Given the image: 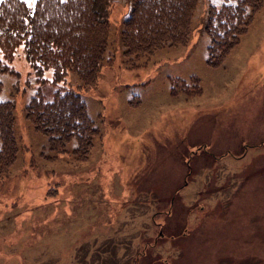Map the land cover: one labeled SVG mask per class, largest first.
<instances>
[{"label": "rangeland", "instance_id": "374dc122", "mask_svg": "<svg viewBox=\"0 0 264 264\" xmlns=\"http://www.w3.org/2000/svg\"><path fill=\"white\" fill-rule=\"evenodd\" d=\"M222 3L198 0L186 47L128 69L130 3L113 0L95 85L78 91L98 130L84 161L75 140L54 153L25 118L39 88L49 100L76 76L53 87L51 71L0 54L16 148L0 174V264H264V0L212 68L206 10Z\"/></svg>", "mask_w": 264, "mask_h": 264}, {"label": "trees", "instance_id": "16d2710c", "mask_svg": "<svg viewBox=\"0 0 264 264\" xmlns=\"http://www.w3.org/2000/svg\"><path fill=\"white\" fill-rule=\"evenodd\" d=\"M222 1L219 7L209 6L206 10L204 33L209 40L206 65L212 68L221 66L262 5V0ZM112 2L35 0L31 8L23 0L0 3V54L4 60L12 61L21 54L36 75L51 71L53 87L62 84L68 73L76 76L75 89L65 84L52 89L49 100L44 99L39 88L25 107V118L35 131L47 137L54 153H62L65 144L75 140L73 153L80 161L86 159L98 130L87 118L78 91H89L95 85L109 45ZM197 2L129 0L130 12L119 33L126 67H140L142 57L159 48L186 47ZM13 107L12 102L0 103L1 175L13 162L16 152L12 136Z\"/></svg>", "mask_w": 264, "mask_h": 264}, {"label": "snow or ice", "instance_id": "6c2138e0", "mask_svg": "<svg viewBox=\"0 0 264 264\" xmlns=\"http://www.w3.org/2000/svg\"><path fill=\"white\" fill-rule=\"evenodd\" d=\"M0 3H3V0H0Z\"/></svg>", "mask_w": 264, "mask_h": 264}, {"label": "crops", "instance_id": "0c3cea01", "mask_svg": "<svg viewBox=\"0 0 264 264\" xmlns=\"http://www.w3.org/2000/svg\"><path fill=\"white\" fill-rule=\"evenodd\" d=\"M171 95H173V94H172V91H171Z\"/></svg>", "mask_w": 264, "mask_h": 264}]
</instances>
